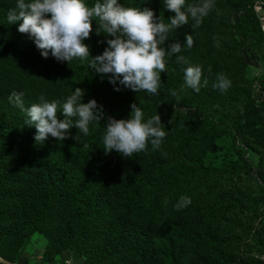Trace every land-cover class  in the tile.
I'll list each match as a JSON object with an SVG mask.
<instances>
[{"label": "trees", "instance_id": "obj_1", "mask_svg": "<svg viewBox=\"0 0 264 264\" xmlns=\"http://www.w3.org/2000/svg\"><path fill=\"white\" fill-rule=\"evenodd\" d=\"M154 1L118 3L144 8ZM16 2L0 0V31H18L21 22L10 24L7 19ZM84 2L91 7L97 0ZM248 8L239 7L244 23ZM98 24V18H93V31L84 41L93 58L113 38L102 29L97 34ZM258 31L261 39L257 43L252 41L256 35L251 31L240 34L244 50L254 58L256 44L264 47V34ZM172 43L175 41L168 37L162 47L170 50ZM91 57L61 62L51 52L44 58L35 44L27 54L0 53V239L22 241L41 233L48 240V259L76 249L85 264H247L232 258L224 240L211 228L196 229L197 216L190 205L176 209L181 183L178 179L160 183L158 166L148 152L131 157L115 150L105 152L103 136L107 118L113 117L111 105L123 103L132 111L131 105L136 103L147 112L154 94L140 91L131 95L104 85L88 67ZM167 60L166 73L180 88L181 63ZM77 87L84 90L82 102L95 99L105 115L99 125H89L88 135L72 127L64 141L49 136L36 142L35 126L25 124L26 113L9 100L15 91L24 94L25 108L39 103L41 96L62 105ZM172 99L175 102L176 97ZM252 114L262 116L264 112L258 108ZM63 118L58 113V119ZM250 118L255 119L246 116L245 121ZM0 256L13 264L1 251Z\"/></svg>", "mask_w": 264, "mask_h": 264}, {"label": "rangeland", "instance_id": "obj_2", "mask_svg": "<svg viewBox=\"0 0 264 264\" xmlns=\"http://www.w3.org/2000/svg\"><path fill=\"white\" fill-rule=\"evenodd\" d=\"M201 3L185 0L183 10ZM244 5L249 6L245 23L239 11ZM148 8L165 23L175 15L165 8L164 0H155ZM194 25L189 16L187 24L168 34L169 39L181 43L178 56L187 60L179 62L182 86L177 88L171 75L161 73L158 94L153 95L152 105L143 113L145 121L158 114L166 136L159 149L153 150L149 142L147 151L140 153L151 155L158 166L160 183L180 181L176 193L191 198L196 229L211 228L236 261L264 264V114H252L258 108L264 112V47L256 44L254 58L244 50L240 36L251 31L256 35L252 41L261 39L258 30L264 34V0H214L212 10L198 26ZM189 34L194 41L191 48L185 42ZM34 44L28 34L0 31V53L4 56L27 54ZM178 56L165 59L175 62ZM190 66L202 69L199 92L184 83L185 69ZM93 71L106 86L122 88L131 95L139 93L119 82L111 84V74L101 76ZM218 74H225L231 81L227 91L214 87ZM172 97H176L175 102ZM109 113L129 119L131 110L116 103ZM246 116L255 119L246 122ZM214 146L218 149L210 151ZM47 248L48 240L41 233L22 241L0 239V251L13 264L86 263L76 249H66L48 259Z\"/></svg>", "mask_w": 264, "mask_h": 264}, {"label": "clouds", "instance_id": "obj_3", "mask_svg": "<svg viewBox=\"0 0 264 264\" xmlns=\"http://www.w3.org/2000/svg\"><path fill=\"white\" fill-rule=\"evenodd\" d=\"M164 6L175 13L168 19L169 23L157 18L148 7H124L118 0H97L91 7L84 0H17L7 19L10 24L21 22L18 31L33 39L44 58L51 52L56 60L71 62L91 57L89 46L84 41L93 31V18H98L97 34L102 29L113 38L107 40L108 47L101 55L91 57L88 67L101 76L111 74L109 82L114 86L119 82L134 92L158 94L161 73L166 72V56L182 50L179 41L172 43L170 50L162 47L168 34L187 24L189 16L195 21L194 27L198 26L214 7V0L188 5L186 11L183 10L185 0H164ZM185 42L188 48L193 46L191 34L186 35ZM177 61L187 63L183 56H178ZM201 77L199 66L187 67L184 83L199 92ZM230 86L231 81L225 74L217 75L215 88L224 92ZM115 90L120 91V88ZM84 94V90L77 87L62 105L60 101L48 102L41 96L39 103L28 108H25L22 92L13 91L9 100L26 113L25 124L35 126L34 139L42 143L49 136L56 141H64L70 137L72 127L88 135L91 123L100 124L105 115L103 106H98L95 99L83 103ZM131 109L129 119L107 118L103 136L106 153L115 150L124 157H131L134 153L147 151L149 142L153 150L160 148L166 136L161 117L157 114L145 121L144 113L136 103L131 105ZM58 113H63L64 118L58 119ZM190 204V197L181 196L175 207L180 210Z\"/></svg>", "mask_w": 264, "mask_h": 264}, {"label": "water", "instance_id": "obj_4", "mask_svg": "<svg viewBox=\"0 0 264 264\" xmlns=\"http://www.w3.org/2000/svg\"><path fill=\"white\" fill-rule=\"evenodd\" d=\"M0 264H12V263H10V262L4 260V259L1 258V256H0Z\"/></svg>", "mask_w": 264, "mask_h": 264}]
</instances>
